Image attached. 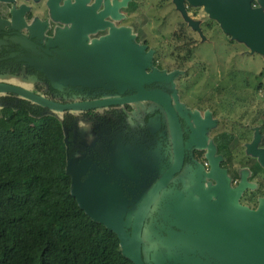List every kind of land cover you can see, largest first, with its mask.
I'll use <instances>...</instances> for the list:
<instances>
[{"label":"flooded vegetation","instance_id":"af4514ba","mask_svg":"<svg viewBox=\"0 0 264 264\" xmlns=\"http://www.w3.org/2000/svg\"><path fill=\"white\" fill-rule=\"evenodd\" d=\"M86 1L83 2V8L86 10L76 7L77 0L57 1L58 14L73 20L72 23H62L53 18L49 6L50 0H12L11 2L0 0V84L20 87L36 94L34 92L35 86H37L39 80H45L44 83L49 87L48 90L55 97L73 100V102L67 101L61 104L81 102L78 99L84 96L81 94L83 92L91 96L96 95V97L101 95L98 100L118 96L128 97L137 94L139 91L135 89L137 80L134 76V73H136V61H127L129 64L128 81H125V85L119 90L118 94L117 89L108 87L105 81L106 78L101 75L102 71H105L107 67L101 61L99 63V60L95 59V57H101V54L106 52L107 48H115L118 45L121 55H131L132 53L134 55V47L136 45H147L144 38L141 40L137 37L131 24H129L130 22H128L130 19L136 20L135 18L138 16L139 11L132 10V17H125L121 9L129 7L131 2L128 0L126 7L117 10L119 18H114L111 15L102 18L101 15L106 11L107 2L113 7L114 3H119L123 0ZM171 2L172 0H165L163 6H159L160 4L156 5L154 15L161 16L162 10L165 12V8ZM66 3H68V6H66ZM173 5V9L176 10L177 7L174 4V0ZM186 6L185 2L184 7L187 13L188 9ZM21 9H24L23 13H21L22 24L20 22L13 23V14L15 13L16 18H18L17 14ZM251 9H260L264 14L261 0H251ZM93 16L100 19V22L95 24L97 31L87 34L86 44L88 49L86 51L77 49L63 36L64 32L72 29L74 20L78 18L91 19ZM102 22L107 23L108 26L101 28ZM164 22L165 19L160 20V25L163 26ZM182 22H177L175 29H178L177 25ZM124 29L130 30L128 32L129 36L125 37L122 35ZM189 29L191 30L194 47H196L198 41L193 35V30L190 27ZM119 31L121 37L119 36ZM111 33H116L118 35L116 39L119 41L115 46L109 47L106 44V40ZM173 34L174 32L168 38L164 37L165 34H160L159 36L161 46L168 45L169 51L171 50L169 57L173 61V69L171 67L167 68L162 64L160 50L153 48L149 66L145 70V73L147 75L151 74V76L142 79V91H160L170 97L182 131L184 161L181 170L167 184L146 217L145 222L148 223V232L153 237H157L159 244L164 242L163 254L157 249L156 245L149 247L151 249L149 251L150 257L147 259L146 264L180 263L176 255H182L183 252H179L178 249L172 246V240L168 232L181 233L190 225L180 224L173 226L170 215L171 207L183 204L184 206L187 205V209L191 211L197 207L196 203L198 204L202 198L217 187V181L209 178L212 167V163L208 159L210 151H213V159L217 160L218 168L223 172L230 189L235 190L243 184L245 185L238 200L240 206L251 211H257L262 201H264V164L259 156L251 152L253 144H255V150H264V127H262L264 118L256 117L252 121L251 117L246 120L244 115L239 116L238 114L240 108L249 110L248 113L250 114L249 108L253 98L257 95L259 98H263L262 74L258 75L261 77L260 81L257 80L258 76L254 74V81L252 82V74L244 75L239 72L240 74L237 73V75L234 71L228 72L227 75L221 78V81H227L226 87L216 86L215 90H212L213 94L216 95L215 100L213 99L210 103L201 107L193 103L190 104L186 100L188 97L182 95V93H179L176 98L171 94L172 90L169 88L171 84L177 88V82L183 77L186 78L185 74L190 70V61L194 54L191 60L187 62L186 68L179 69L175 63L177 59H185L186 53H179L172 49V46H170L172 37L170 36ZM173 39L176 42L185 40L181 37H173ZM149 49L145 50V54L151 51ZM163 55L165 54L163 53ZM81 73L89 76L96 75L101 79L97 77L99 81L88 86L77 85L78 78L76 79L75 75L80 76ZM235 75H237L239 80L235 78ZM56 76H65L60 79L66 80V82L63 81L66 84L54 87L49 77ZM234 81L240 82L234 83ZM0 96L13 97L12 95ZM177 104L181 105V112L177 111ZM95 110H110L111 114L119 112V127L110 130L103 129L98 132L97 135L104 136L105 140L96 144L94 148L97 150L104 149L103 147L112 145L113 140L116 138L118 140H115L114 143L116 149L113 146L111 149L119 151V159H121L120 155H123L125 150L128 152L136 151V147L139 145L141 146V153H150L149 158L152 162L158 160L157 165L162 166L163 173L152 184L149 188L150 190L172 168L175 161L173 132L164 109L156 103L140 101ZM207 113L214 124L207 123L209 127L205 131V139L202 136H195L194 138L192 131L196 129L195 116L198 115L201 121H205ZM236 116H238V119H236ZM259 123L261 125L257 126ZM79 125L86 131L84 123H79ZM83 135L92 136V132H85ZM197 142H200V144ZM240 145H244L245 151L248 152V156H244L242 160L241 158L237 159V154H235L236 147ZM143 158L145 159V156ZM151 161L149 162L145 159L144 162L149 166L152 164ZM236 166L239 167L238 173H236L238 174L236 175L237 177L235 176ZM129 174L126 175L122 169L119 170L118 184L126 200H132L141 195H139L134 181V167ZM215 200L216 198L212 196L211 202ZM157 202L159 204L156 205ZM165 207L170 211L165 214L166 219L163 223L162 219L159 218L161 214L159 210ZM158 254L163 257H158ZM170 256L173 257L171 258Z\"/></svg>","mask_w":264,"mask_h":264},{"label":"trees","instance_id":"16d2710c","mask_svg":"<svg viewBox=\"0 0 264 264\" xmlns=\"http://www.w3.org/2000/svg\"><path fill=\"white\" fill-rule=\"evenodd\" d=\"M177 28L185 40L177 41L172 49L186 53L185 59L176 61L182 69L195 47L189 27L182 22ZM44 81L35 86L37 95L59 103L73 102L55 97ZM81 94V102L99 101L101 96ZM79 123H84L86 131ZM117 127L119 112L59 115L17 96H0V264H133L122 240L78 207L66 172L69 160L80 163L89 158L90 173L107 177L116 136L112 145L94 147L105 140L98 132ZM85 132L92 136H84ZM126 202L130 211L137 209L138 197ZM147 225L144 222L140 242L145 264L149 247L164 250Z\"/></svg>","mask_w":264,"mask_h":264},{"label":"water","instance_id":"95a60500","mask_svg":"<svg viewBox=\"0 0 264 264\" xmlns=\"http://www.w3.org/2000/svg\"><path fill=\"white\" fill-rule=\"evenodd\" d=\"M1 1L11 2L12 0ZM57 1L59 0H50L49 2L53 18L62 23H72L73 20L58 14ZM77 2V8L86 10L83 8L85 0H77ZM127 2L128 0L116 2L113 7L107 2L106 11L101 17L105 18L111 15L114 18H119L117 10L126 7ZM185 2L193 6H203L205 12L212 19L219 22L224 32L245 43L252 52L264 57V14L260 9H251V0H174L177 9L184 15H186ZM66 6H68V3H66ZM261 6L264 8V0H261ZM23 11L24 9L19 11L18 18H16L15 13L13 14V23L20 22L22 24L21 13ZM96 22L99 23L100 19L94 16L91 19L78 18L74 20L72 29L66 30L63 36L77 49L86 51L88 49L86 44L87 34L97 31L95 29ZM106 26L108 24L102 22L101 28ZM128 32H130L129 29H124L122 35L127 37L129 36ZM117 36L116 33H111L106 40V44L109 47L115 46L119 41L116 39ZM119 36L121 37L120 31ZM141 53L144 55H140L144 58V61L140 64L136 62V73H134L137 84H141L143 78L151 76L147 75L145 70L149 66L152 52L145 54L142 51ZM62 77L65 76L49 78H51L52 83V81L55 82ZM97 77L99 78L96 75L89 76L81 73L80 76L75 75V78H78L76 84L81 86L95 84L99 81ZM62 81L66 82V80ZM106 82L109 88L117 89L118 94L126 83H122L118 78H106ZM0 95L17 96L58 114L115 107L140 101H150L164 109L173 132L175 161L172 168L148 192L140 193L142 197H138L135 211L129 210L118 183H111L108 176H103L100 173H90L91 160L89 158L82 160L80 163L69 160L66 167V172L71 178L70 194L76 200L78 207L91 220L103 225L122 240L123 247L133 264H145L140 249L143 224L162 191L181 170L184 161L182 131L170 97L160 91H139L137 94L128 97L118 96L95 102L61 104L43 98L29 90L8 84H0ZM176 109L181 112V105L177 104ZM194 121L196 125V129L192 131L194 138L195 136H202L205 139V131L209 127L207 123L214 124L210 115L206 114L205 121H201L196 115ZM197 143L200 144V142ZM251 150L253 154L260 157L261 162L264 164V150H255V144L252 145ZM139 156L138 164L147 168L148 165L143 158L144 153L140 152ZM120 158L118 151L116 160L114 159L116 168L122 169L124 174L130 175L129 172L131 173L133 167L131 166L132 162L129 154L123 153ZM208 159L212 163L209 178L217 181V187L199 201L198 204L201 208L199 206L194 209L196 216L202 220V223L199 224L200 228L192 227L195 234L168 232L172 240V246L178 249L179 252H183L182 255L177 257L178 261L181 262V256L186 257L189 251L192 258V255H194L192 251L197 254L200 249L208 248L211 251V257L218 258V264H264V201H262L257 211H251L240 206L238 200L245 185L243 184L235 190L230 189L223 172L218 168L217 160L213 159V151H210ZM212 196L216 198L213 202H211ZM130 215L132 216L131 220H129ZM205 223L208 226L206 229L202 227ZM127 228L130 229L129 235H126ZM160 245L164 247V242H161Z\"/></svg>","mask_w":264,"mask_h":264},{"label":"rangeland","instance_id":"374dc122","mask_svg":"<svg viewBox=\"0 0 264 264\" xmlns=\"http://www.w3.org/2000/svg\"><path fill=\"white\" fill-rule=\"evenodd\" d=\"M131 3L128 8L121 9V12L125 17H129L133 11H139L138 16L135 18L136 20H128L131 24L133 32L137 34L139 39L146 40L147 45H136L134 47V55H121L119 53V45L115 48H107V51L101 54L102 56L95 57V59L99 60L107 67L105 71H102V76L105 78H118L119 81L125 82L128 80V70L129 64L127 61L134 60L140 64L144 61V58L140 55L141 52L145 53L146 49L153 48L160 50V56L162 57V64L167 68H172L173 61L169 57V47L168 45L160 44V34H165L164 37L168 38L171 33L174 34L172 37L170 46L176 44L173 37H179L181 35L180 30L175 29L176 23L179 21H183L186 23L192 30L193 35L197 39V45L195 47L194 57L190 61L191 67L190 70L186 72L183 79L177 82V88L174 87L173 84L170 86L171 94L177 98L179 93L188 97L190 104L198 105L201 107L211 102V100H215L216 95L213 94V89L215 90L216 86L226 87L227 81H221L228 72H235V74H252L251 81H254L253 75L262 74V80L264 85V57L258 53H254L250 50V48L243 42L232 38L229 34L224 32L219 22L212 19L204 10L203 6H193L190 3L186 2V7L188 12L184 15L181 11L173 9V0L168 7H166L165 12L162 10L160 13L161 16L154 15L156 5L163 6L165 0H129ZM171 5V6H169ZM132 17V16H131ZM187 17V19H186ZM165 19L164 25H160V20ZM155 34V35H154ZM154 35V36H153ZM149 49V50H150ZM163 53L165 55H163ZM139 56H138V55ZM143 55V54H142ZM84 56V55H83ZM144 56V55H143ZM86 57V56H84ZM177 66V62L175 63ZM100 74V73H99ZM237 74V75H238ZM151 75V74H150ZM235 75V78L239 80V78ZM142 77V75H140ZM140 77V78H141ZM101 79V78H99ZM242 79V78H241ZM261 77H257V80L260 81ZM106 81V80H105ZM240 81H234V83H239ZM65 84L61 79L52 81V84L55 86ZM252 84V83H251ZM28 86V84H27ZM135 89L137 91H142L143 84H136ZM263 98H259L257 95L252 100V104L250 105V111L240 108L238 110L239 116L244 115L246 120H249L250 117L252 121L256 119V117L264 118V91L262 93ZM61 115V114H59ZM238 119V116H236ZM262 120V119H261ZM264 120V119H263ZM254 125V124H252ZM251 125V126H252ZM261 125L260 123L257 126ZM264 127V125H262ZM238 130V129H237ZM141 146L137 145V150H132L128 152L127 150L124 153L129 154L132 166L134 167V181L136 184V188L139 192H143L142 194L148 192L149 188L152 184L162 175L163 169L161 165H157V161H151L149 158L150 153H144L145 159L147 161H151L147 168H144L138 164L139 162V153L141 152ZM139 150V151H138ZM237 159L241 160L244 156H248V152L245 151L244 145L236 147ZM138 153H135L137 152ZM116 150H114V153ZM118 151L111 157V170L108 175V179L112 183L119 182V170L115 166L116 156ZM152 157V156H151ZM135 159L137 161H135ZM153 159V158H152ZM239 167H235V176L238 175ZM237 177V176H236ZM141 194V195H142ZM142 197V196H140ZM159 202L156 203V205ZM160 213L166 214L170 210L165 207L160 209ZM159 215V218L161 217ZM171 215V224L173 226L179 225L181 221H188L193 218H198L195 213L190 210H183L182 207L175 205V207H171L170 211ZM131 215L129 220H131ZM166 219V218H165ZM154 221V220H152ZM130 222V221H129ZM202 223V220L199 224ZM129 225V223H128ZM205 229L208 226L203 224ZM210 228V227H209ZM211 229V228H210ZM195 254L192 258L190 255V251L187 256H181L182 264H218L217 257H211V251L208 248L200 249L197 252L192 251ZM177 257L179 255H176ZM150 264V263H147Z\"/></svg>","mask_w":264,"mask_h":264},{"label":"crops","instance_id":"0c3cea01","mask_svg":"<svg viewBox=\"0 0 264 264\" xmlns=\"http://www.w3.org/2000/svg\"><path fill=\"white\" fill-rule=\"evenodd\" d=\"M180 207H182L184 210H189V209H187V205L186 206H184L183 204L182 205H179ZM196 206L197 207H199L200 205L199 204H197L196 203ZM200 208H201V206H200ZM191 212H193L194 213V209H192L191 210ZM198 212V211H197ZM161 219H162V222L164 223V221H165V214H164V216H163V214L161 215V217H160ZM201 221V219L200 218H193V216L191 217V219L190 220H188V221H181L179 224H189L190 225V227H188V228H185L184 229V231L183 232H181V233H187V234H189V233H192V234H195L194 233V230H192V227H194V228H200V226H199V222Z\"/></svg>","mask_w":264,"mask_h":264}]
</instances>
